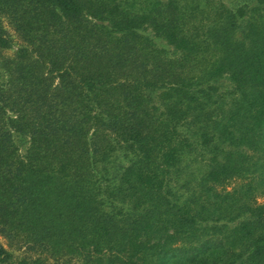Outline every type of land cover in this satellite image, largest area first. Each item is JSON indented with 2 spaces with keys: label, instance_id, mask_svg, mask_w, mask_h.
I'll return each instance as SVG.
<instances>
[{
  "label": "trees",
  "instance_id": "obj_1",
  "mask_svg": "<svg viewBox=\"0 0 264 264\" xmlns=\"http://www.w3.org/2000/svg\"><path fill=\"white\" fill-rule=\"evenodd\" d=\"M0 236V264H264V0H0Z\"/></svg>",
  "mask_w": 264,
  "mask_h": 264
},
{
  "label": "rangeland",
  "instance_id": "obj_2",
  "mask_svg": "<svg viewBox=\"0 0 264 264\" xmlns=\"http://www.w3.org/2000/svg\"><path fill=\"white\" fill-rule=\"evenodd\" d=\"M21 40L16 38L15 39V43L13 45V48L11 49H6L2 51V56H10L13 55L16 51V49L21 45ZM0 240L1 242L4 244V246L11 251L12 253H14V255L16 257H23L25 255V248H20L18 245H14V243L9 240L8 238L4 237V236H0Z\"/></svg>",
  "mask_w": 264,
  "mask_h": 264
}]
</instances>
